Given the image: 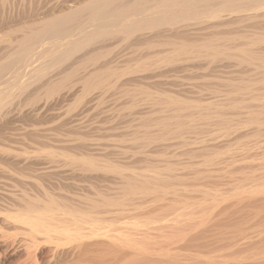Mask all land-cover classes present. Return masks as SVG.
Wrapping results in <instances>:
<instances>
[{
	"label": "bare ground",
	"instance_id": "bare-ground-1",
	"mask_svg": "<svg viewBox=\"0 0 264 264\" xmlns=\"http://www.w3.org/2000/svg\"><path fill=\"white\" fill-rule=\"evenodd\" d=\"M127 75L131 97H116L120 108L104 109L112 122L95 125L108 115L91 118L102 93H121ZM185 77L204 84L187 90ZM73 88L72 103L58 106ZM96 89L105 91L96 98ZM123 119L129 131L116 144L95 139ZM1 175L37 186L77 176L96 189L73 199L67 181L39 197L31 184L4 203L1 181L0 207L11 206L2 211L26 227L31 250L53 246L57 264H194V252L215 246L210 237L225 257L226 248L262 250L264 0H0Z\"/></svg>",
	"mask_w": 264,
	"mask_h": 264
},
{
	"label": "rangeland",
	"instance_id": "rangeland-1",
	"mask_svg": "<svg viewBox=\"0 0 264 264\" xmlns=\"http://www.w3.org/2000/svg\"><path fill=\"white\" fill-rule=\"evenodd\" d=\"M122 54H123V53H122ZM122 54H121V55H122ZM124 54H126V53L124 52ZM232 66H233V65H232ZM229 68H231V67L228 65L227 68H222V70L226 72L227 76H229L228 73H230V72L232 71L231 74H230V75L232 76V75H233L232 73H233V68H234V67H232V70H231V69L229 70ZM225 69H227V70H225ZM229 71H230V72H229ZM227 72H228V73H227ZM226 74H225V75H226ZM196 75H197L196 77L199 78V76H200V77H201V75L203 76V73H202V72H199V73H197ZM225 75H224V76H225ZM127 76H128V75H127ZM204 76H205V75H204ZM227 76H226V77H227ZM132 77H133V76H132ZM132 77H131V75L128 76V77L125 76V77H123V79L120 80L121 83L123 82V85L121 84L122 87L119 85V87L122 88V89H120V90H121V91L123 90L121 93H120V92L118 93V91H117V93L114 92V91H116V90H114L113 92H112V90H110V91H111L110 94L107 93V91H106V94L104 95V93H102V92H104L105 90L103 91V89H98V90L102 91V92H99V91L96 89V90H97V93H95V94H96V95H95L94 92H96V90H93L94 97H96V98L100 96V95H97L98 93H102V94H103V96H102V94H101V96H102L101 98H104V102H103L102 105L99 106V107H101V108H99V110L96 108V109H94V110L92 111V115H93L94 112L96 113L97 111H98L97 113H100V116L102 115V112H103V115H104L105 113L108 114V113H110V112H109L110 110L113 111L112 106H115V109H119V108H120V102H117V101H118L117 99H119L118 97H120V95L123 96L122 99H125V98L128 99V98L131 97V95H129V94H125V91H126V93H128V90H126V89H128V87H131V86L126 85V86H125V87H126L125 90L123 89V88H124L123 86H124V82H125L127 79H128V80L131 79ZM232 77H234V76H232ZM125 78H126V79H125ZM189 79H190V78L187 79V77H185V79H184V78L181 79V82H180V84H182L183 80H185V81L188 80L189 82H190V80H191V83H188V82H187V84H185V82H183V83L186 85L185 87H187L189 84H191L190 86H188V87L186 88L187 90H188V88H190V87H192V86H195V85H196V86H200V85H201V81L203 80L202 78H199V79H202L201 81H197L198 83L200 82V85H199V84L196 82V80H199V79L194 80L195 77L192 78V79H190V80H189ZM124 80H125V81H124ZM128 80H127V81H128ZM204 81H205V80H204ZM152 82H153V81H150V82L147 81L148 86H150L151 88L153 87ZM195 82H196V83H195ZM125 83H126V82H125ZM147 83H146V84H147ZM194 83H195V84H194ZM206 83H207V82H206ZM149 84H150V85H149ZM184 84H183V85H184ZM203 84H204V82L202 81V85H203ZM77 85H78V86L80 85V87L82 86V84H81L80 82L77 83L76 86H77ZM202 85H201V86H202ZM76 86H75V87H76ZM80 87H76V88H77L78 90H80V89H81ZM119 87H117L116 89H119ZM182 87H183L182 89L185 88L184 86H182ZM132 88H133V87H132ZM169 88H170V87H169ZM130 89H131V88H129V90H130ZM176 89H177V90L179 89V91H180L181 93H185L184 91H182L181 87H180V88H179V87H178V88L173 87V90H174V91H177ZM186 89H185V90H186ZM72 90H73V91H72V94H71V96L68 97V99H67V98L64 99L63 97H61L62 99H61V98L59 99V100H61V101H59V100L57 101V102H59V103H58V106H60L61 104H62V105H65V106H66V105H69V104H68V101H69V100H70L71 103H72L73 98H74V97H73V94H75L76 92H78V91H76V89H74V88H73ZM120 90H119V91H120ZM65 91H66V90H65ZM74 91H76V92H74ZM63 92H64V91H63ZM73 92H74V93H73ZM108 92H109V91H108ZM177 92H178V91H177ZM112 93H114V94H112ZM122 93H124V95H123ZM127 95H129V96H127ZM106 97L108 98V100H110V103H111V104H110L108 101L105 102V101L107 100ZM116 97H117V99H116ZM141 97H142V96H141ZM205 97L208 99V96H204V98H205ZM209 97H211V96H209ZM69 98H70V99H69ZM111 98H112V99H111ZM114 98H115V99H114ZM120 98H121V97H120ZM139 98H140V97H139ZM204 98H203V99H204ZM207 99H205V100H207ZM209 99H212V97L209 98ZM221 99H223V98H218V100H221ZM63 100H64V102H66V103H64ZM65 100H66V101H65ZM114 100H115V101L117 100V101H116V102H117V103H116L117 105H115V103H114L115 101H114ZM125 100H126V99H125ZM214 100H215V99H214ZM70 101H69V103H70ZM112 101H114V102H112ZM211 101H212V100H211ZM60 102H61V103H60ZM209 102H210V101H209ZM118 103H119V104H118ZM55 104H56V103H55ZM107 104H108V105H107ZM148 104H150V103H148ZM148 104H147V105H148ZM103 105H104V106H103ZM109 106H111V107H110V108H111L110 110H109ZM118 106H119V107H118ZM145 106H146V103L142 104V105L140 106V109L144 108ZM148 107H149V105H148ZM106 108L109 110L108 112H106V111L104 110V109H106ZM145 108H147V107H145ZM145 108H144V109H145ZM102 109H103L105 112L102 111ZM115 109H114V110H115ZM61 111L63 112L64 110L62 109ZM101 111H102V112H101ZM97 113L94 114L95 116L93 115L94 117H91V118L93 119V122H94V118H95V121L98 120L97 117H96V115L98 116ZM112 113H113V112H112ZM112 113H111L110 115L108 114L109 116H108V115H105L106 118H105V117H101V118H99V122H98V121H97V122H94L95 125H108V122H112V121H111V118H110V116L112 117V116L114 115V113H113V115H112ZM115 114H116V113H115ZM98 117H99V116H98ZM108 117H109V118H108ZM92 119H91V121H92ZM100 119H102V120H103L102 122H104V123H102V122L100 121ZM108 119H109V120H108ZM104 120H105V121H104ZM122 121H124V122H122ZM127 121H128V119H126V120H124V119H123V120H120L118 123H115V124H117V125H114V123H112V126L114 125V127L116 128V131L113 130V131H115V133H113V134H111V132H113V131H111L110 134H109L110 136H106V138L104 137L105 140H104V138H97V137H96L95 139H97V140L101 139V140H99V141L102 142V143H104V141H106V140H109V144H116V141H118V140H115V139L118 138V137H116V135L118 136L120 133H121V135H124L122 132L125 131V130H123L124 127H125V129H126V125H125V124H126ZM119 123H120V124H119ZM110 126H111V125H110ZM122 126H123V127H122ZM118 128H119V129H118ZM118 130H119V133H118ZM128 131H129V130L126 129L125 132H128ZM125 132H124V133H125ZM117 133H118V134H117ZM126 134H127V133H126ZM96 135H97V134H95V136H96ZM107 137H108V138H107ZM110 137H113V138L110 140V139H109ZM129 138H130V137H129ZM129 138H128V139H129ZM113 140H115V141H113ZM119 140H120V139H119ZM126 140H127V139H126ZM99 141H98V144L100 143ZM110 141H111V142H110ZM106 142H107V141H106ZM128 142L130 143V139L128 140ZM128 142L126 141L125 144L128 143ZM95 143L97 144V141H96ZM107 144H108V142H107V143H104V144H102V145H107ZM117 144H118V143H117ZM123 147H128V148H130L131 145H130V144H128V145H126V146L123 145ZM146 147H147V146H146ZM144 148H145V147H144ZM112 155H113V154H112ZM112 155H111V157H112V159H114V161H118V160L121 161V162L124 161L123 163H125V164H128V165L131 164L130 166L133 165V162H131V161H134L133 159H131V160H130V159H125V160H124L121 156H118V155H116V156L113 155V156H112ZM113 157H114V158H113ZM179 158H181V160L183 159V157H181V156H180V157L178 156V159H179ZM115 159H116V160H115ZM119 161H118V162H119ZM138 163H139V162L135 160V163H134L135 166H132V167H137V166H139ZM140 163H143V162H140ZM144 164H147V163L144 162L142 165L144 166ZM145 166H146V165H145ZM137 168H138V167H137ZM2 176L5 177V178L3 177L4 180H1ZM7 176H8V177H7ZM15 177L18 178L17 175H16ZM6 178H10L11 180L8 179L9 181L5 183V179H6ZM13 178H14V176H13V177H12V176L9 177V175H1V176H0V183H1L0 185H2V186L5 185V187H7L6 189L3 187V189L6 190V194H5V193H4V190H3L2 187L0 186V191L2 190V192L4 193V195H2V197H4L5 195L8 196V197L5 196V198H2V199H1V200H4V199H5V200H4V201H5L4 203H6V201H8V203H9V199H10L9 197H10V194H12V195H19V194L22 193V191H21L22 189H24V191H26V190L28 189L27 186L29 187V189H28L27 191L32 190V189H30V188H33L34 186H37V185H34V183H33V184H32L31 182H30V183H29V182H27V183H23V182H21L19 179H16V178L13 179ZM74 178L76 179L77 176H76V177L74 176ZM75 179L65 180V181L63 180V181H64L63 183H66L67 181L71 183L72 180H75ZM81 180H83V179H80V180H79V177H78L77 180H75V183L79 182V184H82ZM1 181H3L4 185L2 184ZM6 181H7V180H6ZM10 181L13 182V185H14V186L11 185L12 183H10ZM17 181H18L20 184H24V185H23L24 187L21 185V186H22V188H21V187H20V184H19V185H18V183L16 184ZM57 181H58V180H57ZM45 182L47 183V187H46V185H44ZM55 182H56V180H55ZM58 182H59V181H58ZM58 182H57V183H58ZM73 182H74V181H73ZM80 182H81V183H80ZM84 182H85V181L83 180V183H84ZM28 183H29V184H28ZM49 183H50V182H48V181H44V183L41 184L42 186H41V185H38L36 188L34 187L35 189L33 188L34 191L32 190V191H33L32 194L35 195L36 193H37V194H38V193H41L40 195H42V192H41V191L43 190L44 187H45V188H44L45 190L48 189V188L51 189V190H53L55 187H59L60 185H61V186L64 185L62 182L57 184V185H59V186H57L56 184H54V181H52V184H51V183L49 184ZM70 183H69V184L66 183V184L69 185L70 187L72 186L71 188H70L69 186H66V184H65L63 187L66 188L65 191L67 190V191H70V192H71V194L73 195V196H71V197H74L73 199H75V197H76V196H74V195L80 196L79 194H80V193L82 194L83 191H85V190L88 192V193H86V191H85V193L87 194L88 197L90 196V195H88V194H91L93 190L96 191V189H94V188H93V190H92V188L89 189V188L92 187V186H91L90 183H88V182H87V183L85 182L84 184H82V185H83L82 187H85V188H86L87 186L90 185L89 188L87 187L88 190L85 189V188L82 189V188H81V185H80V186H79V187H80V188H79L80 191H79V190H76V189H78V186H76L75 183H73V184H75V185H73L72 183H71L72 185H70ZM104 183L106 184V183H108V182H104ZM31 184L33 185V187H32ZM53 184H54V185H53ZM77 184H78V183H77ZM79 184H78V185H79ZM86 184H89V185H86ZM98 184H99V185H98ZM98 184H96V187L99 186L100 188L97 187V188H99V190H100L101 188L105 189V188H106L105 186H110V185H111L110 183H108V185H105V186L102 185V186L105 187V188H104V187H101L100 183H98ZM101 184H103V183H101ZM49 185H52L53 187H51V186L48 187ZM30 186H31V187H30ZM75 186H76V188H75ZM93 186H95V185H93ZM39 187H40L41 189H40ZM68 187L70 188V190H68V189H69ZM38 188L40 189V191H39ZM7 189H8V190H7ZM11 189H12V190L16 189V192H15V190H14V192H13ZM36 189H37L38 192H36ZM72 189H73L75 192H73ZM81 189H82V192H81ZM90 190H91V191H90ZM108 190H109V188H108ZM108 190H106V191L103 190V192L105 191V192L107 193ZM43 191H44V190H43ZM65 191H62V193L64 194V196H65V194L67 193V192H65ZM77 191H78V192H77ZM101 191H102V189H101ZM110 191L113 193L112 190H109L108 192H110ZM2 192H1L0 194H3ZM12 192H13V193H12ZM18 192H19V193H18ZM34 192H36V193L34 194ZM105 192H104V193H105ZM27 193H28V192H27ZM29 193H30V192H29ZM85 193H84V194H85ZM106 193H105V194H106ZM84 194L81 195V196H84V197H85ZM94 194L96 195V192H93V193L91 194V195H92L91 198H93V195H94ZM12 195H11V196H12ZM40 195L38 194L39 197H41ZM95 195H94V197H95ZM112 195L115 196L114 193H113ZM112 195L109 194V193H107V195H105V197L108 196L109 198H110V197L113 198ZM96 197H97V195H96ZM6 198H7V199H6ZM8 198H9V199H8ZM76 198H77V197H76ZM78 198H79V197H78ZM78 198H77V199H78ZM2 202H3V201H1V203H2ZM4 203H3L2 206L0 207V212L2 211V208H4L3 205H4L5 207L8 206V207H10V209H11V206H9L8 203H7L6 205H5ZM6 209L9 210L8 208H6ZM6 209H5V210H6ZM2 212H3V213H2ZM2 212H1V214H0V237H1V238H0V264H31L30 262H32V258H33V257H34V258H37L39 264H48V263H49V264H55V263L57 264V263H58V261H59L58 256H56V260H57V261L54 260V259H55V257H54V253L51 252V251L53 250V249H52L53 246L49 245V243H46V244H45V243L42 242V243H40L41 246H40V244H39V245L37 246L36 249H34V250L32 249V250H31V248H32L31 246H32V245L30 244V242L27 243V242H28V239L23 235L24 232H22V230H20V229H23L24 226H23V228H20V226H22V225H19V226H18V224H17V225H15V224L13 225V224H12V221L9 220V218H8V215H9V214H8V211L6 212V211L3 210ZM4 212H5V214H4ZM6 213H7V214H6ZM2 214H3V215H2ZM105 217H112V216H109V215L107 216V215H106ZM2 219H3V220H2ZM9 221H10V222H9ZM248 223H249V222H248ZM248 223H247L246 221H244V222H242V224H240V225L245 226V225H247ZM10 226H11V229H10ZM248 226H251V225H248ZM13 227H14L15 229H13ZM246 227H247V226H246ZM25 228H26V227H25ZM25 228H24V229H25ZM6 229H7V230H6ZM24 229H23V230H24ZM257 229L260 230V229H262V228H257ZM8 230H9V231H8ZM10 230H11V231H10ZM12 230H13V231H12ZM14 231H15V232H14ZM255 232L258 234V232H260V231H255ZM22 233H23V234H22ZM19 234H21V235H19ZM6 235H7V236H6ZM8 235H10L11 237L8 236ZM254 235H255V233H254ZM5 236H6V237H5ZM255 236H256V235H255ZM8 237H9V238H8ZM253 237H254V236H253ZM10 238H11V239H14V240H11ZM23 238H24V239H23ZM213 238H215V237H213ZM5 239H6V241H5ZM208 239H210V240H208ZM208 239H207V240H208L210 243H209V244L207 243L206 245H208V246L215 245V246L211 247V249H214V250L209 249L207 246H205V247H206L207 249H209L210 252L213 253V254L211 253L213 257L215 256L213 259H215V260L218 261V263H216V264H220L221 261H224V260H221V259H220L221 261L219 260V257H220L221 255H222V256H221L220 258H223V257H224L223 259H225V258L227 259V258H229V257L234 256L235 260H234V258H231V261H232L231 263H233V260L236 261V262H234L233 264L238 263V261H239V264H242V263H243V264H245V263H246V264H249V263L251 264V262L253 263V260H256V259H253L254 256H256V257L258 258V257H263V256H261V255L264 254V247L262 248V250H261V248H255V249H254L253 247H250L251 250H253V251H256V249H258V250L260 249L259 251H260L261 255H259V256H258V255H255V252H254V253L252 252L253 254H251V252H246V251H249V249H250V248H248V247L239 248V249H238V248H236V249L234 248L235 252H233V251H234V250H232L233 248H230V250H227V249H229V248H226V249H224V251H226V253H228V254H226V255H228L229 257H228V256L225 257V256H223V255H225V254H221V255H220V252L218 251V250H220V249H218V246H219L218 244H220V243L217 242V241H218V240H216L217 238L213 239L215 242H212L213 240L211 241L212 237H210V238H208ZM7 241H8V242H7ZM205 242H206V240H205ZM205 242L203 241V243H205ZM219 242H220V241H219ZM48 245H49V246H48ZM29 246H30V247H29ZM50 246H51L52 248H51ZM205 247H203V248H201V249H199V250H201V252H202V251H204V248H205ZM215 247H216V250H217V251L215 250ZM206 248H205V251H204L205 253H206V251L208 252V250H207ZM245 248H246V249H245ZM247 248H248V250H247ZM29 250H30V251H29ZM221 250H222V249H221ZM221 250H220V251H221ZM236 250H237V251H236ZM241 250H242L243 252H241ZM251 250H250V251H251ZM33 251H34V252H33ZM36 251H37V252H36ZM49 251H50V252H49ZM228 251L230 252V254H229ZM244 251H245V252H244ZM259 251H258V252H259ZM201 252H200V251H196V252H194L195 255L193 254V255H192L193 257L191 256V258L194 259V257H196V254H197V256H199V258H196L197 260L194 259L195 261H194V260H191L190 262L196 264L195 262L197 261V264H201V263L205 260L207 264H208V263H209V264H213V263H214V262H212V261H211V262L208 261V259H212V258H211V254H210V252H208L209 255H210V257H208V256H207L208 254H205V253H202V255H201ZM218 252H219V253H218ZM3 253H4V254H3ZM33 253H34V255L32 256ZM52 253H53V254H52ZM221 253H223V251H221ZM235 253L239 255V257L241 258V261H240V258L238 257V255H236ZM249 253H250V255H249ZM256 253H257V251H256ZM218 254H219L220 256H219ZM240 254H241V255H240ZM244 254H245V255H244ZM257 254H258V253H257ZM30 255H31L32 257H30ZM251 255H254V256H251ZM235 256L238 257L239 260H238V258H236ZM242 256H243V257H242ZM28 257H29V258H28ZM202 257H203V259H201ZM248 257H250V258L253 257V258H252L253 260L250 259V260H251V262H250V261L248 260ZM256 257H255V258H256ZM34 258H33V260H34ZM50 258H51V259L53 258V259L51 260ZM206 259H207V260H206ZM226 259H225V262H226V263L222 262L221 264H223V263H224V264H227V263L229 264L230 261L228 262V261H226ZM229 259H230V258H229ZM232 259H233V260H232ZM236 259H237V260H236ZM243 259H244V260H243ZM263 259H264V257L262 258V260L258 258L257 260H259V261L257 262V260H256V262L254 261L253 264H255V263H257V264H261V261H263V264H264V260H263ZM199 260H200L201 262H200ZM215 260H214V261H215ZM245 260H246V262H245ZM260 260H261V261H260ZM53 261H54V262H53ZM55 261H56V262H55ZM60 261H61V260H60ZM205 261H204V262H205ZM207 261H208V262H207ZM217 261H215V262H217ZM247 262H249V263H247ZM202 264H204V263H202Z\"/></svg>",
	"mask_w": 264,
	"mask_h": 264
}]
</instances>
